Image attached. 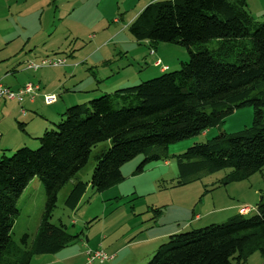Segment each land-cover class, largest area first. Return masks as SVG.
Here are the masks:
<instances>
[{"label": "trees", "instance_id": "trees-1", "mask_svg": "<svg viewBox=\"0 0 264 264\" xmlns=\"http://www.w3.org/2000/svg\"><path fill=\"white\" fill-rule=\"evenodd\" d=\"M128 29L139 43L184 47L189 61L167 73L159 60L162 76L72 106L55 131L36 139L38 149L22 147L12 156L1 155L0 264H32L35 256L58 254L78 238L50 221L68 184L65 205L74 210L89 186L103 193L121 184L126 163L143 155L142 171L161 160L170 145L220 126L238 109L253 108L252 126L223 132L180 155L179 184L227 169L232 172L224 184L241 182L263 170L264 22L255 20L248 0H158ZM106 143L110 148L94 158L91 182L76 181L93 150ZM35 178L45 189L46 206L30 246L29 235L16 243L12 231L17 201ZM255 207L256 213L169 236L148 264H247L255 253L264 257V196Z\"/></svg>", "mask_w": 264, "mask_h": 264}, {"label": "rangeland", "instance_id": "rangeland-1", "mask_svg": "<svg viewBox=\"0 0 264 264\" xmlns=\"http://www.w3.org/2000/svg\"><path fill=\"white\" fill-rule=\"evenodd\" d=\"M155 1L158 0H33L23 3L22 13L15 10V18L3 13L0 30L5 35H51L37 54L66 59L67 65L59 69L46 68L38 73L30 71L34 73L32 80L51 81L60 86L67 80L65 89L68 91L61 88L58 98L68 96L70 108L158 78L163 75L161 67L167 66V73L177 72L189 61L184 47L169 43H139L130 34L128 26ZM248 6L254 12L258 10L255 20L263 23L264 0H248ZM23 27L26 32L21 30ZM19 45L22 48L20 42ZM10 50L8 54L18 52L15 46ZM23 57L19 56L18 62ZM159 60L161 67L156 65ZM76 87H84L88 93H73ZM4 103L9 101L0 100V104ZM23 107L26 110L25 103ZM20 109L23 108L20 106ZM27 116L18 113L13 115L14 120L7 117L6 125L10 131L23 135L21 123L27 124L26 130L34 121L45 118L35 111L27 112ZM59 121L55 116L49 129L55 131ZM253 121L252 107L238 109L220 126L170 145L161 160L146 164L142 171L139 167L144 156L140 155L122 167L124 180L121 184L103 193H96L89 186L74 210L65 205L72 187V183L68 184L59 194L50 221L53 225L63 224L78 238L58 254L35 256L32 264H87L85 245L110 253L122 250L114 262L113 257L104 264H148L168 238L152 246L134 243L156 235L171 233V236L198 230L212 224L206 223L207 220L222 224L229 219H226V210L233 205L237 210L241 206H257L260 197L264 196V168L246 180L227 184L223 182L232 172L230 169L196 177L184 184H179L178 171V157L189 148L206 143L223 132L232 134L250 128ZM34 143L30 148L36 150L39 145L37 141ZM110 146L106 143L94 149L88 165L75 180L90 183L96 154ZM15 151L8 154L12 156ZM45 206V189L35 178L17 201L19 216L12 231L14 242L19 243L27 234L30 246L34 243ZM210 212L217 214L200 222L195 218ZM247 264H264V257L255 253Z\"/></svg>", "mask_w": 264, "mask_h": 264}, {"label": "crops", "instance_id": "crops-1", "mask_svg": "<svg viewBox=\"0 0 264 264\" xmlns=\"http://www.w3.org/2000/svg\"><path fill=\"white\" fill-rule=\"evenodd\" d=\"M28 1H33V0H0V24L3 19L2 18L3 13H6L7 15L12 16L11 18H15L14 16L17 14H14V11L19 10L18 14L22 13L20 10H22L23 3L28 2ZM248 7L253 17L255 18V15L259 13L257 12L258 10L254 12V9L251 8V6H248ZM21 30L26 32L27 29L23 27ZM3 33H2V30H0V81L7 83L5 86H7L13 91L20 90L22 87H24L27 83H30V82L40 84L42 88L40 96L37 97L34 101L27 100L25 102V107H26L27 112L29 111L39 112V113H42V115H44L45 118L34 121L32 125L26 128V130H25V127L27 124L21 123L23 125L22 126L23 135H19L18 133H14L10 131L11 129L6 125L7 124L6 121L9 119L7 117H10V119L14 120L13 115H17L18 113L20 114V116L22 115L20 106L16 102L4 103V105L0 104V135H1L0 137V157L2 154L9 155L8 153L10 151H15L22 147L30 148V146L35 144L34 141H36L38 137L40 138L45 133V131L49 130L50 126L53 124L54 117L57 116L60 119L65 109H67L70 106L69 101H68V96H64L62 98L60 96V98H58L57 103L53 105H49V106L45 105L43 101L44 95H58L59 97L58 92L61 88L67 92L68 90L65 89L67 80L64 82L62 86L57 85L56 83H53L51 81L44 80L45 81L44 82L43 80H39V81L32 80L33 78L31 74H34V73H31L26 68V63L28 61L40 60L44 57H48V55L37 54V52L41 50L40 48L42 46L48 43V41L51 39L49 36L51 35H48V36L47 35H5L6 33L5 34ZM42 36H43V40L40 41V37ZM19 42L22 45V48L18 47L20 46ZM12 46H15V49L16 51L18 50V52L16 53L14 52L15 54H8L11 51L10 47ZM19 56H24V57L18 62L17 59L19 58ZM74 68H78V67H74ZM67 71H70V70L67 69ZM160 72L162 73V71ZM75 76L76 75H74V77ZM73 89H75L73 90V93H76L79 95H82V93L84 94L88 93V90L84 89V87H79V88L76 87ZM22 107L23 106H21V108ZM28 116L26 114V116H23V117H28ZM236 207L237 206L233 205L231 208L226 210V217H227L226 219L234 216L232 212H236L237 214H239L238 213L239 210L235 209ZM209 214H204L203 217L199 215V216H196L195 218L200 219L199 220L200 222L203 219L207 218V216L208 217L213 216V215L215 216L217 213L212 214L210 212ZM218 215H220V213H218ZM206 223L215 224L217 222L216 220H207ZM170 234L171 233L156 235L154 237L146 238L134 244H136L137 246H141L142 244L147 245V246H150V245L152 246L153 244H157L159 241L168 238ZM121 251L122 250L120 249V250L112 251L111 253L107 251L105 252L108 255H111L112 257H114V260L112 261L114 262L116 258L118 257L117 255L120 254Z\"/></svg>", "mask_w": 264, "mask_h": 264}, {"label": "built area", "instance_id": "built-area-1", "mask_svg": "<svg viewBox=\"0 0 264 264\" xmlns=\"http://www.w3.org/2000/svg\"><path fill=\"white\" fill-rule=\"evenodd\" d=\"M67 65V60L58 58V57H44L40 60H30L26 63L27 70L37 73L41 71L42 69L46 68H60ZM157 66L160 64L157 63ZM41 93V87L39 84L34 83H27L24 87H22L18 91H13L7 86L3 85L0 82V100L9 101V102H16L20 106H22L26 99H29L30 101H34L35 98L40 95ZM44 102L46 105H52L57 102L56 95H44ZM23 116H26L27 112L26 110L22 109L21 111ZM1 137V135H0ZM257 212L256 207H250V206H241L239 208V214L243 216H247L253 213ZM85 248L87 250V264H104L113 259V257H110L104 250L101 248H91L88 245H85Z\"/></svg>", "mask_w": 264, "mask_h": 264}]
</instances>
